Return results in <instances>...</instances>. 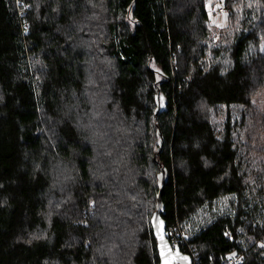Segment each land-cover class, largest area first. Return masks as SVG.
Here are the masks:
<instances>
[{
    "label": "trees",
    "instance_id": "1",
    "mask_svg": "<svg viewBox=\"0 0 264 264\" xmlns=\"http://www.w3.org/2000/svg\"><path fill=\"white\" fill-rule=\"evenodd\" d=\"M217 1L0 0V264H160V197L192 264H264V0Z\"/></svg>",
    "mask_w": 264,
    "mask_h": 264
},
{
    "label": "rangeland",
    "instance_id": "2",
    "mask_svg": "<svg viewBox=\"0 0 264 264\" xmlns=\"http://www.w3.org/2000/svg\"><path fill=\"white\" fill-rule=\"evenodd\" d=\"M217 3H218L217 0H210L208 4V10L211 15V25L216 31H218L221 27H217L215 24L212 23V21H217L218 23H221L224 25L226 23L224 20V14L218 13V7H219V4L221 3H218V4ZM213 12L215 13L214 15H213ZM253 102H254V105L259 108L260 111L264 112V90L258 96H256ZM212 119L215 123L216 129L218 131H221L223 129V124L226 119L225 109L224 108L214 109V111H212ZM225 203H227V201L220 202V205L224 210H225ZM209 219H210V214H208L207 211H202L196 223L186 227L183 233L181 232L177 233L176 231H173V237H175L176 239L181 234L183 235L185 239H187L188 237H190L191 234L195 233L204 223L209 221ZM195 225H199V226H195Z\"/></svg>",
    "mask_w": 264,
    "mask_h": 264
},
{
    "label": "water",
    "instance_id": "3",
    "mask_svg": "<svg viewBox=\"0 0 264 264\" xmlns=\"http://www.w3.org/2000/svg\"><path fill=\"white\" fill-rule=\"evenodd\" d=\"M162 210H163V206H162V200H161V197H160L159 201H158V204H157L156 212H155V214H154V216L152 217V220H151L154 236H155V238L157 240V249H158L159 257H160V240H159V238L157 236V227L156 226L159 225L160 222L162 221L163 224L161 226V232L163 234L164 241L166 242V244L168 246V249L172 253V256L170 257L171 264H192V260H189V258H188L187 261L180 259V256H184V255H182V253L180 252V250H179V248L177 246L173 247L171 245L169 237H168V234L166 232V227L167 226H166V223H165V221H164V219L162 217ZM177 253H179V256L176 255ZM160 264H162L161 257H160Z\"/></svg>",
    "mask_w": 264,
    "mask_h": 264
},
{
    "label": "snow or ice",
    "instance_id": "4",
    "mask_svg": "<svg viewBox=\"0 0 264 264\" xmlns=\"http://www.w3.org/2000/svg\"><path fill=\"white\" fill-rule=\"evenodd\" d=\"M17 2L19 3V0H17ZM251 5H249L250 7ZM228 18V13H224V20L226 21ZM213 24H215L217 27H224V24L218 23L217 21H212ZM211 27V25H210ZM28 31L27 26H25V32ZM262 51H264V47H262L261 49ZM157 71H159L157 69ZM163 222L161 221L159 225H157V236L160 240V257L162 260V264H171V260L170 257L172 256L171 251L168 249V246L166 244V242L164 241V237L163 234L161 232V226H162ZM34 239H39L40 237H33ZM261 248H264V243L260 244ZM176 255L179 256V253H177ZM233 255H235V253H233ZM180 259L187 261L188 257L186 256H180Z\"/></svg>",
    "mask_w": 264,
    "mask_h": 264
},
{
    "label": "built area",
    "instance_id": "5",
    "mask_svg": "<svg viewBox=\"0 0 264 264\" xmlns=\"http://www.w3.org/2000/svg\"><path fill=\"white\" fill-rule=\"evenodd\" d=\"M226 12V7L223 5V3L219 4L218 7V13L224 14ZM170 239L172 242V246L176 247L178 244V239L173 237V232L170 233ZM244 261V256L243 255H234L230 256L227 260V264H241Z\"/></svg>",
    "mask_w": 264,
    "mask_h": 264
},
{
    "label": "crops",
    "instance_id": "6",
    "mask_svg": "<svg viewBox=\"0 0 264 264\" xmlns=\"http://www.w3.org/2000/svg\"><path fill=\"white\" fill-rule=\"evenodd\" d=\"M262 45H263V47H264V42H263V44H262Z\"/></svg>",
    "mask_w": 264,
    "mask_h": 264
},
{
    "label": "bare ground",
    "instance_id": "7",
    "mask_svg": "<svg viewBox=\"0 0 264 264\" xmlns=\"http://www.w3.org/2000/svg\"><path fill=\"white\" fill-rule=\"evenodd\" d=\"M173 232V231H172ZM171 243V245H172V242H170Z\"/></svg>",
    "mask_w": 264,
    "mask_h": 264
}]
</instances>
